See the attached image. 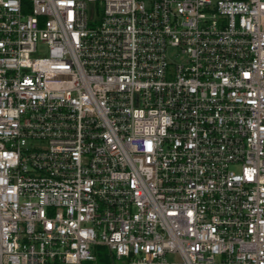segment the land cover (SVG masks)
Here are the masks:
<instances>
[{"label":"built area","instance_id":"obj_1","mask_svg":"<svg viewBox=\"0 0 264 264\" xmlns=\"http://www.w3.org/2000/svg\"><path fill=\"white\" fill-rule=\"evenodd\" d=\"M0 264H264V0H0Z\"/></svg>","mask_w":264,"mask_h":264},{"label":"rangeland","instance_id":"obj_2","mask_svg":"<svg viewBox=\"0 0 264 264\" xmlns=\"http://www.w3.org/2000/svg\"><path fill=\"white\" fill-rule=\"evenodd\" d=\"M41 55H44V53H42Z\"/></svg>","mask_w":264,"mask_h":264}]
</instances>
